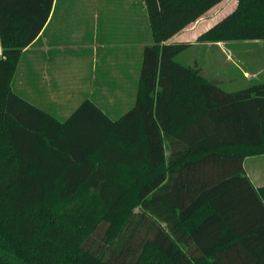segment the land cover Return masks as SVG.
Masks as SVG:
<instances>
[{"label":"trees","instance_id":"1","mask_svg":"<svg viewBox=\"0 0 264 264\" xmlns=\"http://www.w3.org/2000/svg\"><path fill=\"white\" fill-rule=\"evenodd\" d=\"M222 0H143L134 103L112 117L85 97L62 119L17 92L24 49L54 0H0V264H264V81L234 89L176 60L167 41ZM264 40V0L197 41Z\"/></svg>","mask_w":264,"mask_h":264},{"label":"crops","instance_id":"2","mask_svg":"<svg viewBox=\"0 0 264 264\" xmlns=\"http://www.w3.org/2000/svg\"><path fill=\"white\" fill-rule=\"evenodd\" d=\"M223 1L224 0L220 3ZM124 2L126 7V10L124 11L115 7L114 4L112 6L107 4L108 6L104 5V7H100L97 14V22L94 28L95 30L93 40L91 42V48L93 49L95 59L94 84L96 85V93L99 95L95 96V101L100 106L102 105L101 102H106L100 99L101 91H113L114 89L116 92H120L124 91V89L128 86L129 87L127 89L133 93L132 99L134 102L143 52H138L137 57L134 59L133 57H127L126 53L122 52V54L118 51L121 50L120 48H123L122 46H126L129 43L131 46H133V43H136L137 45L141 42V44H143L146 40L148 42L147 44L152 43L148 17L143 0H124ZM57 3L58 0H54L50 16L40 34L24 49L22 56L24 55L23 58L25 57V59L20 68L18 66V74H15L12 83L13 88V84L15 82V85L19 90L21 89L20 86L24 87L25 85L26 88L27 82L35 84L32 88L29 87L31 95L35 98L40 97V94H42V90H38L37 85H39V83L42 86L49 85L50 87L46 89L50 94L54 89L56 92H60L64 95V97H57L54 93L52 96L50 95L48 98L46 97L47 104L50 102L66 101V97L68 99H72V93H70L72 89H70L69 85L67 86L68 80L63 78L64 75H67L68 77V72L62 68L61 61L66 59L70 49L73 51H80L84 47L82 46V43H77V48L70 46L69 44H73V42L67 40V38H62L61 33L56 32L61 27H57V25L53 28L50 27V24L55 16ZM210 10L198 18L195 22L190 23L182 31L171 37L167 42L189 43L190 46L195 44L198 36L207 29L206 27L212 26L219 20H214L208 17V21H202L207 18L205 16H209L208 13ZM106 12L111 14L113 17L116 15V22L113 21L111 15H105ZM261 40L262 39L244 41L247 43L258 44L262 42ZM225 42L227 41L208 44L223 45ZM147 44L145 43L143 45L146 46ZM1 55L2 46L0 41V56ZM234 57H236V60L233 62L235 66H228V71H231V75L225 79L228 84L232 85L240 82L238 77L235 75V67L237 71L240 70L238 63H242L241 68L244 69L243 75L245 78L256 77L253 72L255 71L259 73V70L249 71L250 69L248 66L242 62V55L238 54ZM24 65H26L25 69L23 68ZM77 82L78 79L74 78L71 83L72 86L77 88ZM107 82L109 85L106 84ZM19 84L21 85L18 86ZM53 85L54 88H52ZM37 93L39 96H37ZM115 100L116 98L113 96H110L108 99L109 102H113ZM263 156L264 153L260 155L247 156L244 158L243 162L246 174L256 187L264 185V165H261V163L264 164V160L259 159Z\"/></svg>","mask_w":264,"mask_h":264},{"label":"rangeland","instance_id":"3","mask_svg":"<svg viewBox=\"0 0 264 264\" xmlns=\"http://www.w3.org/2000/svg\"><path fill=\"white\" fill-rule=\"evenodd\" d=\"M107 4L110 6L114 4V6L118 9L123 11L126 10L124 0H58L56 5L55 16L50 24V27L53 28L56 25L57 27H61L56 32L61 33L62 38H67V40L73 42V44H69L70 46L77 48V43H82V46H84L80 51H73L70 49L66 59L61 61L62 68L68 72V77L67 75H64L63 78L67 79L69 82V84L67 82V86L69 85L70 89H72V91H70V93H72V99H68L66 97V101L63 100L62 102H50L47 104L46 99L50 95L52 96L54 93L57 95V97H64V95L60 92H56L54 89L50 94L46 89L50 86H42L40 83L37 86L38 90H42V94H40V97L37 98L33 97L29 91L32 86H35V84L27 82L26 88L25 85L24 87H21V84H19L18 86L21 88L19 90L17 89L14 82V89L23 96L27 97L33 102H36L43 108L56 114L62 119L67 118V116L85 97H91L93 100H95V96L98 94L96 93V85L94 84L95 59L93 49L91 48V42L93 40L95 30L94 28L97 22L99 8L104 7V5L108 6ZM236 4L237 0H224L222 3H219L213 9H211L208 13L209 16H205L207 18L202 21H208V17L214 20L221 19L228 12L233 10L236 7ZM105 15L111 14L106 12ZM111 17L113 21L116 22V15L114 17L111 15ZM208 27L209 26L206 28ZM261 41V43L256 44L247 43L244 40H232L225 42L223 45H211L205 42L197 41L195 44L189 46L186 50L180 52L176 56V60L190 65L197 64L201 74H203L209 80L222 85L225 89L234 90L246 87L253 82L264 81V40L262 39ZM145 43H148L147 40L143 44ZM143 44H141V42L137 45L136 43H133V46H135L133 47L129 43L126 46H122L123 48H120L121 50L118 52L126 53L127 57L129 56L135 59L138 52H143L145 47ZM238 54L242 55V62L248 66L250 69L249 71L259 70V73L254 71L253 73L256 75V77L245 78L243 75L244 69L241 68L242 63H238L240 70L237 71L235 67V75L238 77L240 82L231 85L228 84L225 79L230 77L231 71H228V66H235L233 62L236 60V57L234 56ZM23 56L20 60L19 68L25 59ZM25 66L26 65L23 67L24 69ZM18 71L16 75L18 74ZM74 78L78 79L77 88L73 87L71 84ZM106 84L109 85L108 82ZM128 87H126L124 91L120 92H116L114 89L113 91L106 90L100 92V99L106 101L101 102L102 108L109 112L114 118L123 114L134 103L132 99L133 93L127 89ZM52 88H54V85ZM37 96H39L38 93ZM110 96L115 97L116 100L109 102L108 99ZM259 159L264 160V156ZM261 165L264 164L261 163Z\"/></svg>","mask_w":264,"mask_h":264}]
</instances>
